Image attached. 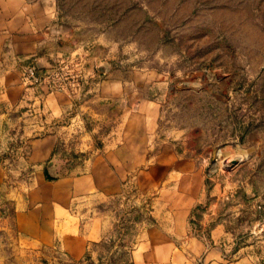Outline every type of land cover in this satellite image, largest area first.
Listing matches in <instances>:
<instances>
[{
    "label": "crops",
    "instance_id": "obj_1",
    "mask_svg": "<svg viewBox=\"0 0 264 264\" xmlns=\"http://www.w3.org/2000/svg\"><path fill=\"white\" fill-rule=\"evenodd\" d=\"M55 9L50 0H0V148L24 145L18 166L0 162V184L16 168L31 177L10 189L24 240L81 260L114 227V199L147 200L149 217L126 264H257L246 253L224 259L227 232L210 212L200 215L203 225L215 223L207 236L192 234V213L208 205L209 192L201 157L186 146L193 136L168 124L153 87L163 77L117 69L94 35L93 79L79 102L26 87L23 65L49 67L85 43Z\"/></svg>",
    "mask_w": 264,
    "mask_h": 264
},
{
    "label": "rangeland",
    "instance_id": "obj_2",
    "mask_svg": "<svg viewBox=\"0 0 264 264\" xmlns=\"http://www.w3.org/2000/svg\"><path fill=\"white\" fill-rule=\"evenodd\" d=\"M62 24L80 27L85 43L57 57L80 62L64 92L79 102L89 88L94 35L109 45L114 67L153 72L168 124L193 136L186 146L201 159L208 205L190 218L192 234L207 236L214 222L227 232L224 259L250 254L264 264V0H50ZM52 63V64H53ZM51 64V65H52ZM50 65V66H51ZM47 71L48 67L41 68ZM101 74L107 71L102 66ZM33 88L47 91L46 85ZM71 92V93H69ZM52 93V92H49ZM23 144L0 148V162L18 166ZM9 170L0 184V264H126L149 201L114 199L115 225L81 260L24 240L10 189L31 177Z\"/></svg>",
    "mask_w": 264,
    "mask_h": 264
},
{
    "label": "built area",
    "instance_id": "obj_3",
    "mask_svg": "<svg viewBox=\"0 0 264 264\" xmlns=\"http://www.w3.org/2000/svg\"><path fill=\"white\" fill-rule=\"evenodd\" d=\"M80 67V71L76 73L79 78L83 73L81 63L75 62L71 56H62L55 63L48 67L47 71L34 61H31L22 66L21 76L26 87L33 88L34 86L46 85L47 91H67V84L71 78L75 79L74 69ZM68 92V91H67ZM71 93V92H69Z\"/></svg>",
    "mask_w": 264,
    "mask_h": 264
}]
</instances>
